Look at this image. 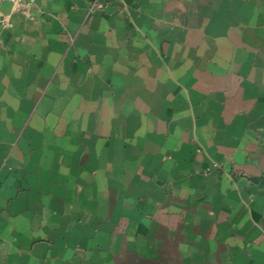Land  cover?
Instances as JSON below:
<instances>
[{
  "label": "crops",
  "instance_id": "0c3cea01",
  "mask_svg": "<svg viewBox=\"0 0 264 264\" xmlns=\"http://www.w3.org/2000/svg\"><path fill=\"white\" fill-rule=\"evenodd\" d=\"M0 264H264V0H0Z\"/></svg>",
  "mask_w": 264,
  "mask_h": 264
},
{
  "label": "built area",
  "instance_id": "2783aa9c",
  "mask_svg": "<svg viewBox=\"0 0 264 264\" xmlns=\"http://www.w3.org/2000/svg\"><path fill=\"white\" fill-rule=\"evenodd\" d=\"M11 2L16 8H21L24 6V4L31 3L32 0H7Z\"/></svg>",
  "mask_w": 264,
  "mask_h": 264
}]
</instances>
